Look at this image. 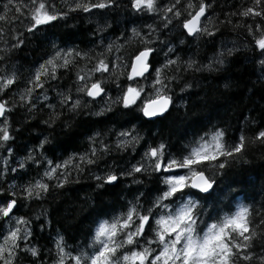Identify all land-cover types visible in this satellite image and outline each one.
<instances>
[{"label":"snow or ice","instance_id":"1","mask_svg":"<svg viewBox=\"0 0 264 264\" xmlns=\"http://www.w3.org/2000/svg\"><path fill=\"white\" fill-rule=\"evenodd\" d=\"M122 6V0H65L64 5H58L55 0H24L20 4L7 0L3 6L5 14L0 15V21L6 20L7 13L14 11L12 26L7 29V34H10L11 41H15L11 43V49H18L24 44L25 33L34 36L37 32L54 26V22L66 20L70 13L83 12L91 16L94 10H118ZM127 7L138 14H156L160 23L144 25L147 29L145 32L137 27L128 30L132 34L128 40L135 37L141 44L126 63L122 57L111 61L95 58L93 66L87 71L81 69L76 72L74 84L77 98L73 99L71 89L57 93L60 96V106L66 107L68 112L81 114L82 109L88 108L87 102L82 103V98L87 97L92 102L97 98L105 99L107 107H101L95 112L84 111V115L101 116L105 112H111L112 104L115 103L122 109L135 108L145 122L164 118L176 105L173 82L179 86L177 76H166L164 70L177 65L179 58H169L173 56L174 50L171 43L160 40L163 35L161 29H167L175 21L181 28L182 35L189 38H214L218 31L214 27L209 29L207 13L212 8L209 0H187L186 3L184 0H174L170 6L163 7L158 0H128ZM231 15L259 19V22L253 20L251 24L247 21L243 25L239 21L236 24L245 27L247 35L251 37L249 48L254 53L253 59L259 57L256 62L264 72V0H250V4ZM17 22L24 24V32L15 27ZM227 23L231 24L232 21L228 20ZM108 27L105 21L102 25L98 24L97 30L103 31ZM5 34V29L0 28V38ZM4 42L9 43L8 40ZM155 42L163 45L159 51L165 52L167 49L164 62L159 67H153L152 61L158 51L151 46ZM122 47L120 45L116 51H120ZM112 48L113 45L109 44L105 51L111 52ZM52 49V54L31 72L25 88L20 92L22 103L19 106L28 105L29 112L36 108V100H47V96L43 94L44 89L46 85L50 87L51 81L60 78L58 69H69L77 58L89 61L93 59L87 52L75 47L60 48L53 43ZM235 51V48H224L208 64L199 67H195V60L189 59L185 62V71L193 68L197 72L211 71L213 64L222 66L225 56L231 57ZM103 55L104 53L99 54L100 57ZM3 60L4 57L0 56V61ZM118 65L124 69L119 76L126 77L128 83L123 87L117 83L120 92L112 101L104 86L106 81L97 78L95 74L103 77L110 70L115 71ZM175 71L179 72L180 69L175 68ZM119 76L116 77L117 80ZM149 78L151 83L147 88L139 83L141 79ZM17 82L16 72L5 68L0 74V93L7 95L6 90H10ZM192 87L191 83L185 81L180 92L188 93ZM50 90L56 91L54 88ZM13 99L0 97V155L8 154L3 156L4 167L0 169V178L6 177L9 172L17 173L25 168L23 161L16 167H10L9 157L14 154L11 145L15 137L9 114L17 107ZM180 99L181 105L177 107L187 108L188 101L184 97ZM42 106L55 107L51 104ZM56 119H59V114H56L55 119L50 115L48 120H42L41 123L52 127ZM245 120L255 122L251 117H246ZM69 126L65 121L64 127ZM116 135L129 137L131 132L124 130ZM226 136V130L215 127L210 134L195 136L179 154L170 153L164 142L149 145L141 161L132 164L130 168L116 171L108 166L101 174L92 175L91 178L96 181L95 187L100 190L109 185L115 186L125 177H131L133 183L141 184L142 180H137V175H154L161 187L156 189V195L151 200L142 202L145 193L140 192L123 205V210L118 213L109 216L106 212H99L93 221L90 238L83 248L69 250L64 238L58 236L52 264H253L254 261L256 264H264V203L259 206L255 202L238 203L233 208V200L238 192L243 191L252 181L247 180L242 173L231 170L234 164L248 163L245 159L248 143L258 142L264 147V128L256 131L248 141L244 135H240L229 143ZM100 137L99 132L89 137V153L79 156L73 153L55 164L52 160L45 159L41 162L39 158H35L32 153L37 149L28 150L29 154L24 161H31L44 168V172L39 179L20 184L19 197L15 184L11 185V190L0 187V238L3 240L0 244V264H15L20 253L30 254L35 258L32 264H44L36 246L29 247L27 243H21L29 241L33 235L32 219L16 215V212L22 203L25 207L28 206L26 201L43 199L50 194L51 188H63L70 182L73 170L79 174L84 171L82 165L96 164L99 155L111 151V147ZM139 139V136L119 139L115 148L124 150L129 145L138 143ZM46 143L48 138L44 137L38 148ZM209 171L211 175L208 174ZM45 177L47 180L55 178L56 184L45 182ZM47 223V219L41 221V229ZM4 224H8L6 230H2ZM257 246L260 254L255 252Z\"/></svg>","mask_w":264,"mask_h":264},{"label":"trees","instance_id":"2","mask_svg":"<svg viewBox=\"0 0 264 264\" xmlns=\"http://www.w3.org/2000/svg\"><path fill=\"white\" fill-rule=\"evenodd\" d=\"M6 2L7 0H0V15L5 14L3 6ZM23 2L24 0H13L14 4ZM55 2L58 5L65 4V0H55ZM173 2L174 0H158L161 7L170 6ZM184 2L186 3L187 0ZM209 2L212 4V8L207 13L209 29L214 27L218 30L214 38H189L182 35V30L175 21L167 29H161L163 35L160 36V40L171 43L174 50L173 56L169 58H179L178 64L170 66L164 70V73L166 76H177L179 86L176 82L172 84L176 105L173 106L170 114L153 122H145L135 108L126 110L115 103L112 104L111 112H105L101 116L83 114L84 111L95 112L101 107H107L106 100L101 98L92 102L89 98L83 97L82 103L87 102L88 108L82 109L81 114L76 115L68 112L66 107L60 106V96L57 93L71 89L73 99H76L75 74L81 69L87 71L91 68L95 58L111 61L122 57L126 63L128 57L141 44V41L135 37L128 40L132 35L128 30L137 27L145 32L147 29L144 25H158L160 21L156 14L149 16L134 13L127 7L128 0H122L123 6L118 10L108 9L99 12L94 10L91 16L83 12H73L66 20L54 22V26L41 30L34 36L25 33L24 44L18 49H11V43L15 41H11L10 34H7V29L12 26L14 11L7 13L6 20L0 21V28L6 31V34L0 38V56L4 57V60L0 61V74L7 68L16 72L18 80L15 86L6 90L7 95L0 93V97L4 99L14 98L13 103L17 104L9 114L15 137L11 145L14 154L9 157L10 167L25 162L24 169L18 170L17 173L9 172L6 177L0 178V187L11 190V185L15 184L19 197L20 184H26L27 181L42 176L44 168L38 167L31 161H24L29 149H37L32 155L41 162L46 159L59 163L73 153L77 156L89 153V137L95 132L101 133L100 139L112 149L99 155L96 164L82 165L83 172L77 174L73 170L70 182L63 188H51L50 194L43 199L26 201L27 207L23 203L19 206L16 215L31 218L34 225L33 235L29 241H21V243H27L29 247L36 246L40 250L44 264H52L58 236L64 238L69 250L83 248L90 238V231L94 227L93 221L99 212H106L109 216L118 213L123 210V205L140 192L145 193L142 202L151 200L156 195V189L161 187L154 175H137L136 179L142 180L141 184L133 183L131 177H125L115 186L109 185L100 190L95 187L96 181L91 178L92 175L101 174L108 166H112L116 171L130 168L132 164L141 161L149 145L164 142L170 153L179 154L195 136L210 134L215 127L226 130L229 143L240 135H244L248 141L256 131L264 128V72L256 62L259 57L253 59L254 53L249 48L251 37L247 35L245 27L236 24L237 21L241 25L245 21L251 24L253 20L259 22V19L231 15L250 4V0H209ZM228 20L232 23H227ZM105 21L109 27L98 31V24L102 25ZM15 27L20 32H24V24L17 22ZM5 40L9 43L5 44ZM53 43L60 48L75 47L77 50L87 52L93 59L89 61L77 58L69 69H58L57 74L60 78L51 81L50 87L46 85L44 89L43 94L47 96V100H36V108L29 112L28 105L19 106L22 103L20 92L25 88L31 72L52 54ZM109 44L113 45L112 51L106 52L105 47ZM120 45L123 47L120 51H116ZM151 46L158 50L152 57L153 67H159L164 62L167 49L165 52L159 51L163 47L159 42ZM224 48H235L237 51L231 57L225 56V63L222 66L213 64L211 71L197 72L194 68L185 71V62L189 59L197 62L195 67L206 65L209 60L215 58L218 51H223ZM100 53H104L103 57L99 56ZM175 68H179L180 71L176 72ZM123 70L118 65L115 71L110 70L103 77L98 73L95 74L97 78L106 81L104 86L112 101L120 92L117 83L121 87L128 83L126 77L119 76ZM117 76H119L118 80ZM185 81L193 85L188 90L191 95L180 92V87H183ZM139 83L145 85L151 83V79H141ZM53 88L56 91L50 90ZM36 91L40 92L39 89ZM180 97L188 101L187 108L177 107L181 105ZM42 104H51L55 107L49 108ZM56 114H59V119H56L52 127L41 123L42 120H48L50 115L55 119ZM246 117L254 118L255 122L251 120L246 122ZM65 121L70 125L68 128L64 127ZM124 130H129L131 136H139L140 139L138 143L129 145L126 149L118 150L115 148L117 140L131 138V136L116 135ZM44 137L48 138V143L38 148L40 140ZM246 153L245 159L248 163L234 164L231 170L242 173L252 183L238 192L233 200V208L238 203L255 202L256 206L264 203V147L258 142L248 143ZM4 155L8 154L0 155V169L3 168L1 159L3 160ZM208 174L211 175V171ZM44 181L51 185L57 182L55 178L47 180L46 177ZM45 219L48 223L41 229L40 222ZM2 230H6L5 224ZM255 252L260 254L259 246L256 247ZM34 259L30 254L20 253L15 264H32ZM253 264L256 262L254 261Z\"/></svg>","mask_w":264,"mask_h":264},{"label":"rangeland","instance_id":"3","mask_svg":"<svg viewBox=\"0 0 264 264\" xmlns=\"http://www.w3.org/2000/svg\"><path fill=\"white\" fill-rule=\"evenodd\" d=\"M227 46H232V44H227ZM150 83H146L145 84V86L147 87L148 85H149ZM1 164H2V166L4 167V165H3V160L1 159ZM55 164V163H54ZM46 167H47V165H46ZM54 179V178H53ZM6 225V229L8 228V224H5ZM3 243V240L1 239L0 240V244H2Z\"/></svg>","mask_w":264,"mask_h":264},{"label":"water","instance_id":"4","mask_svg":"<svg viewBox=\"0 0 264 264\" xmlns=\"http://www.w3.org/2000/svg\"><path fill=\"white\" fill-rule=\"evenodd\" d=\"M97 99H99V98H97ZM97 99H96V100H97Z\"/></svg>","mask_w":264,"mask_h":264},{"label":"flooded vegetation","instance_id":"5","mask_svg":"<svg viewBox=\"0 0 264 264\" xmlns=\"http://www.w3.org/2000/svg\"><path fill=\"white\" fill-rule=\"evenodd\" d=\"M37 156V155H36Z\"/></svg>","mask_w":264,"mask_h":264}]
</instances>
